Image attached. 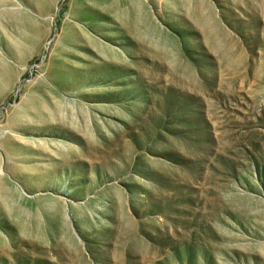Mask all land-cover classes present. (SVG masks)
Instances as JSON below:
<instances>
[{
    "label": "rangeland",
    "instance_id": "1",
    "mask_svg": "<svg viewBox=\"0 0 264 264\" xmlns=\"http://www.w3.org/2000/svg\"><path fill=\"white\" fill-rule=\"evenodd\" d=\"M0 264H264V0H0Z\"/></svg>",
    "mask_w": 264,
    "mask_h": 264
}]
</instances>
